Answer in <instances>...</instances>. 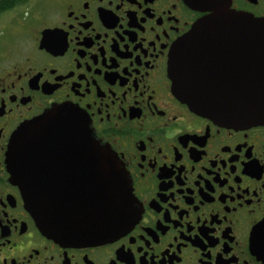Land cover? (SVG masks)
<instances>
[{
    "label": "flooded vegetation",
    "instance_id": "obj_1",
    "mask_svg": "<svg viewBox=\"0 0 264 264\" xmlns=\"http://www.w3.org/2000/svg\"><path fill=\"white\" fill-rule=\"evenodd\" d=\"M17 1L0 0V264H264V126L195 115L168 75L208 13L183 0ZM228 1L264 20V0ZM61 105L87 115L130 183L137 221L112 241L46 237L12 181L11 136Z\"/></svg>",
    "mask_w": 264,
    "mask_h": 264
},
{
    "label": "water",
    "instance_id": "obj_2",
    "mask_svg": "<svg viewBox=\"0 0 264 264\" xmlns=\"http://www.w3.org/2000/svg\"><path fill=\"white\" fill-rule=\"evenodd\" d=\"M183 1L208 15L170 53L174 96L217 126H264V20L234 11L228 0ZM7 159L37 228L54 241L102 244L137 221L123 167L98 143L78 108L57 106L20 126L11 136ZM61 164L74 182L67 191L57 182Z\"/></svg>",
    "mask_w": 264,
    "mask_h": 264
},
{
    "label": "trees",
    "instance_id": "obj_3",
    "mask_svg": "<svg viewBox=\"0 0 264 264\" xmlns=\"http://www.w3.org/2000/svg\"><path fill=\"white\" fill-rule=\"evenodd\" d=\"M14 2H15V3H18V1H17V0H14Z\"/></svg>",
    "mask_w": 264,
    "mask_h": 264
}]
</instances>
